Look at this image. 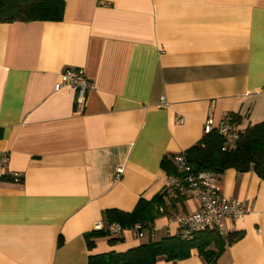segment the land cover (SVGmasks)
I'll use <instances>...</instances> for the list:
<instances>
[{
	"label": "crops",
	"instance_id": "crops-1",
	"mask_svg": "<svg viewBox=\"0 0 264 264\" xmlns=\"http://www.w3.org/2000/svg\"><path fill=\"white\" fill-rule=\"evenodd\" d=\"M69 67L94 84L84 105L71 88L55 92ZM229 114L244 130L264 122V0H66L60 22H1L0 264L125 253L149 238L126 231L90 249L86 236L106 211L131 213L158 194L167 196L155 239L173 234L169 219L199 203L172 199L162 161ZM217 183L249 209L227 222L242 237L219 264H264V180L229 169ZM156 264L207 262L194 251Z\"/></svg>",
	"mask_w": 264,
	"mask_h": 264
},
{
	"label": "trees",
	"instance_id": "trees-1",
	"mask_svg": "<svg viewBox=\"0 0 264 264\" xmlns=\"http://www.w3.org/2000/svg\"><path fill=\"white\" fill-rule=\"evenodd\" d=\"M65 6L66 0H0V23L60 22L64 19ZM222 143L221 136L212 131L185 153L197 171L213 172L219 178L229 169L241 173L253 170L264 180V122L247 127L236 150L224 152ZM161 167L168 176H178L173 157L164 158ZM166 196L164 193L151 200L141 198L131 213L108 210L104 221L109 225L119 224L125 229L141 225L143 229L151 230L155 227L156 220L165 213ZM108 235L107 231L88 234L86 238L89 248H94L95 239ZM241 237V234L233 233L224 238L215 231H209L184 240L170 233L161 240L150 238L145 244L125 253L91 256L89 264H156L162 259L177 262L190 258L194 251L207 264H219V258L225 249Z\"/></svg>",
	"mask_w": 264,
	"mask_h": 264
},
{
	"label": "built area",
	"instance_id": "built-area-1",
	"mask_svg": "<svg viewBox=\"0 0 264 264\" xmlns=\"http://www.w3.org/2000/svg\"><path fill=\"white\" fill-rule=\"evenodd\" d=\"M64 88H71L76 94V101L79 105L87 102L88 94L94 89L93 82L87 77L84 69L69 67L60 75L58 83L55 85V92ZM162 106L170 107V102L166 97L162 98ZM177 123L184 124V118H177ZM216 131L222 138V150L232 152L237 149L244 129L240 128L237 120L229 114L219 123L208 120L205 125V134ZM1 165H6L9 156L5 153L1 155ZM173 162L178 171V176H170L171 182L168 188L174 199L194 198L199 203V209L189 214L178 215L169 219V229L174 231L173 236L178 235L184 240H190L200 233L215 231L222 237H227V222H243L249 214V209L245 203L227 198L221 193L218 185V177L209 171H197L189 162L186 153L181 152L173 157ZM3 172V169L1 170ZM124 170L118 169L116 180L121 179ZM11 178L15 182H21L19 173H12ZM94 231H107L109 235L121 237L126 231H131L137 238L156 237L155 227L151 230L143 229L141 225H136L132 229H125L119 224H107L98 222Z\"/></svg>",
	"mask_w": 264,
	"mask_h": 264
},
{
	"label": "rangeland",
	"instance_id": "rangeland-1",
	"mask_svg": "<svg viewBox=\"0 0 264 264\" xmlns=\"http://www.w3.org/2000/svg\"><path fill=\"white\" fill-rule=\"evenodd\" d=\"M174 157V156H173Z\"/></svg>",
	"mask_w": 264,
	"mask_h": 264
}]
</instances>
